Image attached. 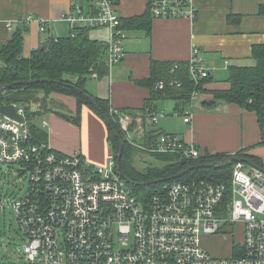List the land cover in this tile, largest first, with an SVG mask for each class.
Segmentation results:
<instances>
[{
  "label": "built area",
  "instance_id": "2783aa9c",
  "mask_svg": "<svg viewBox=\"0 0 264 264\" xmlns=\"http://www.w3.org/2000/svg\"><path fill=\"white\" fill-rule=\"evenodd\" d=\"M114 7L115 0H96L94 8L75 7L60 18L71 28L70 35L77 29L108 31V70L124 57L125 34ZM148 7L152 19L196 18L192 0H148ZM25 21H34L40 32L45 31V21L31 16ZM187 66L194 86L210 75L196 48ZM177 69L178 62L170 72ZM166 87L179 88L181 83L159 80L155 85L157 91ZM198 94L193 90L189 101L198 99ZM13 106L23 123L0 115V186L9 173L28 182L23 196L11 201L25 239L24 260L19 264H264L263 172L237 162L228 184L208 179L173 181L142 200L119 174L112 156L105 166H93L80 154L53 151L29 130L25 108ZM111 111L129 134L130 116ZM174 114L189 124L185 108ZM159 115L154 112L146 118L156 124ZM140 148L150 155H177L186 162L205 154L167 133L156 134ZM5 208L0 196V214ZM212 236L232 237L225 255L206 249L203 242Z\"/></svg>",
  "mask_w": 264,
  "mask_h": 264
},
{
  "label": "crops",
  "instance_id": "0c3cea01",
  "mask_svg": "<svg viewBox=\"0 0 264 264\" xmlns=\"http://www.w3.org/2000/svg\"><path fill=\"white\" fill-rule=\"evenodd\" d=\"M192 2L196 10L194 21L152 19L148 0H115L114 9L121 19V27L124 21L148 13L150 30L122 28L125 34L122 61L108 70L107 76L97 78L98 83L87 84L86 81L85 90L94 97L107 99L113 110L141 109L150 90L138 82L150 77L151 63H187L194 48L199 50L202 66L210 73L209 81L202 88L206 91L227 89V79L223 81L227 70L250 64L253 48L264 46V0ZM95 6L96 0H0V43L7 42L14 33H20L22 55L27 57L49 38H63L72 33L69 25L60 20L63 14L75 7L87 11ZM28 16L45 21V31L40 32L34 21L26 22ZM89 31L92 40L107 42V30ZM206 97L204 94L200 99ZM51 98L63 104L65 110H57L59 113L72 116L75 110L72 97L55 95ZM174 102L175 110L178 102ZM156 103L155 113H158ZM181 107L190 113L189 124L182 119L181 126L172 129L157 120L156 134L175 135L209 155L230 156L246 150V154L264 163V128L259 127L255 113L232 104H217L210 110L202 103L194 102ZM57 114L51 111L40 114V129L46 134L50 148L60 154H80L93 166H105L112 153L103 121L86 106L81 108L79 126ZM137 116L136 119L142 120L140 114ZM43 122L46 125H42Z\"/></svg>",
  "mask_w": 264,
  "mask_h": 264
},
{
  "label": "trees",
  "instance_id": "16d2710c",
  "mask_svg": "<svg viewBox=\"0 0 264 264\" xmlns=\"http://www.w3.org/2000/svg\"><path fill=\"white\" fill-rule=\"evenodd\" d=\"M151 17L148 13L143 16L128 19L122 23V28H139L146 32L150 30ZM90 29H77L73 35L63 38H49L41 48L32 51L27 57L22 55L23 38L20 33H14L5 43H0V86L20 82L18 86L0 92V105L16 104L23 106L28 118L27 123L33 136L40 142H46V134L37 126L32 124L36 113L29 109V106L45 104L46 101L54 100L55 95L72 97L75 100V111L72 116L57 115L62 119L79 126L80 112L83 106L88 107L104 123V117L110 125H106L108 147L112 158L117 162L119 153V141L123 142V151L120 159V169L126 179L131 191L140 199L147 200L156 188L173 181H190L193 179H208L224 184L229 183L230 173L234 163H228L220 168L214 166L227 155L216 154L204 156L198 161H183L177 155L153 154L152 156L161 164L148 167L143 171H137L131 166L128 150L131 148L126 144L118 123V115L111 111L107 99H101L89 94L84 86L92 74L96 73L97 78L108 75L105 66L106 45L104 42L92 40L88 33ZM252 58L255 65L252 67H230L227 83L229 87L223 90H213V100L203 103L206 109H212L217 104H232L244 110L255 113L260 128H264V46L254 47ZM174 63L152 62L150 77L138 82L150 90L149 98L145 100L141 109L138 110H116L119 114H127L132 119V125H136L137 114L142 117V122L147 114L156 112L155 103L158 100L177 101L175 111L181 109L182 105L189 103V97L193 90H202L209 79H204L201 84L194 86L189 77L187 63H178V69L171 73L170 69ZM161 80L168 82L178 80L181 87H166L162 91L155 90L156 83ZM31 81V84L27 82ZM88 96L97 104L100 111H97ZM55 103V102H54ZM119 136H115L113 131ZM150 141L155 139V131L146 133ZM149 141V142H150ZM145 143V142H144ZM264 144V142H262ZM128 146V147H127ZM129 148V149H127ZM236 156L244 157L255 162L264 170V163L257 157L246 154V150H240ZM211 163L210 169L192 170L183 177L176 180L154 183L173 177L180 171L188 168ZM141 185H136V184ZM144 184V185H143Z\"/></svg>",
  "mask_w": 264,
  "mask_h": 264
},
{
  "label": "rangeland",
  "instance_id": "374dc122",
  "mask_svg": "<svg viewBox=\"0 0 264 264\" xmlns=\"http://www.w3.org/2000/svg\"><path fill=\"white\" fill-rule=\"evenodd\" d=\"M254 65L255 62L252 60L251 63L246 64L245 67H252ZM1 66H2V62L0 61V67ZM228 75H229V71L227 70V75L223 81H225L228 78ZM99 81L100 80H98L97 78H93L87 80V84H91L95 82L98 83ZM211 91L213 90L206 91L202 88V93L198 95L202 94L201 96H204L205 94L207 97L200 99L201 97L200 96L198 99L193 101L194 104L196 103L203 104L205 102H209L210 100H213L214 97ZM156 104H157V112L161 114L158 117V122L161 121L160 123L164 125L166 128L177 129L181 126L182 117L174 114L175 113L174 101L158 100ZM29 109L35 111L36 113L40 111L56 112L57 110L61 111L60 109L65 110L63 108V104H61L60 102L58 103L57 101L54 103L50 100L46 101L45 104H40V106L32 104L31 106H29ZM134 121H136V125H132V119L127 123L130 132L129 134L125 133L121 129V127L120 130L122 136L127 142L126 144L131 148L130 150H128V156H129V161L131 162V166L137 171H143L148 167L161 164L152 155L144 152L140 148L142 146L145 147L150 141L149 137L146 135V132L148 133L150 131L156 130L157 126H155V124H153L151 120L147 118L145 119L144 127L142 120H138L135 118ZM32 124L40 128V114H38L35 118L32 119ZM27 187H28L27 180H25L24 178L20 179L15 175H13L12 173H9L5 177H3V182L2 185L0 186V196L2 197V205L6 206L5 210L4 211L2 210L0 214V262L5 264H11V263L19 264L22 263L24 260V257L21 254V249L22 246L24 245L25 239L18 227L15 214L11 208V201L23 196ZM231 239L232 237L226 238L225 236H222V240H221L218 236H212L209 239H205L203 244L205 245L208 251L210 250L213 254H216L215 252L217 253L221 252L222 254L219 256H222L226 254L227 252L226 247L231 244V242H229ZM235 239L236 238L234 237V240ZM225 240L226 241L228 240V242H222Z\"/></svg>",
  "mask_w": 264,
  "mask_h": 264
},
{
  "label": "water",
  "instance_id": "95a60500",
  "mask_svg": "<svg viewBox=\"0 0 264 264\" xmlns=\"http://www.w3.org/2000/svg\"><path fill=\"white\" fill-rule=\"evenodd\" d=\"M28 84H31L32 82L31 81H28L27 82ZM21 83L20 82H16V83H13V84H7V85H3V86H0V92L1 91H4L6 89H9V88H12L14 86H18L20 85ZM88 99L90 100V102L92 103V105L94 106V108L97 110V111H100V109L98 108L97 104L93 101V99L91 97L88 96ZM0 115L7 118V119H10L16 123H23V120L21 117H19L15 110H14V106L13 104L11 105H0ZM104 123L106 125H110V122L108 121V119L106 117H104ZM114 135L115 136H119L118 133L114 130L113 131ZM123 142L122 141H119V153H118V157H117V167H118V171H119V174L122 176V178L128 183V184H132V182H130L128 179H126L124 177V175L122 174L121 172V169H120V159H121V155H122V151H123ZM244 163L246 165H248L249 167L253 168V169H256L258 171H261L264 173V170L259 167L255 162H253L252 160L248 159V158H244V157H239V156H236V155H230V156H226L224 157L223 159H221L215 166L214 168H220L221 166L225 165V164H228V163ZM213 165L211 163H207V164H203V165H198V166H195V167H188L182 171H180L178 174L174 175L173 177L171 178H168V179H163V180H157L155 181L154 183H159V182H165V181H168V180H176V179H179L181 177H183L185 174L191 172L192 170H198V169H210L212 168ZM136 185H141V184H136ZM144 185V184H143Z\"/></svg>",
  "mask_w": 264,
  "mask_h": 264
}]
</instances>
